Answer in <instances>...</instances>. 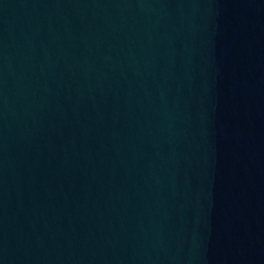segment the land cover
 <instances>
[{
    "label": "water",
    "instance_id": "95a60500",
    "mask_svg": "<svg viewBox=\"0 0 264 264\" xmlns=\"http://www.w3.org/2000/svg\"><path fill=\"white\" fill-rule=\"evenodd\" d=\"M0 264H264V0H0Z\"/></svg>",
    "mask_w": 264,
    "mask_h": 264
}]
</instances>
